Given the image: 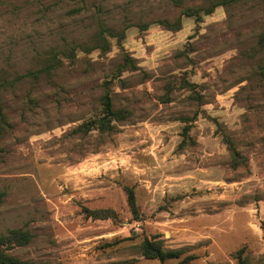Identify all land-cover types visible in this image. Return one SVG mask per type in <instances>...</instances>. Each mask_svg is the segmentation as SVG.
Instances as JSON below:
<instances>
[{"label": "rangeland", "instance_id": "374dc122", "mask_svg": "<svg viewBox=\"0 0 264 264\" xmlns=\"http://www.w3.org/2000/svg\"><path fill=\"white\" fill-rule=\"evenodd\" d=\"M178 18L177 30L155 21ZM263 31L264 0L220 2L199 20L174 0H0V234H30L5 253L177 264L142 255L157 236L186 264H238V251L264 264ZM105 91L126 118L75 130L103 114ZM100 210L112 216L88 214Z\"/></svg>", "mask_w": 264, "mask_h": 264}, {"label": "trees", "instance_id": "16d2710c", "mask_svg": "<svg viewBox=\"0 0 264 264\" xmlns=\"http://www.w3.org/2000/svg\"><path fill=\"white\" fill-rule=\"evenodd\" d=\"M234 0H221L222 3H229ZM236 1V0H235ZM175 4L178 5L181 9V15L186 16H194L197 20L201 19L202 15L210 14L216 5L220 4V2L210 3L208 5H192L185 4L183 0H174ZM155 21L164 24L169 29H179L180 28V18H178L175 22H169L166 19H156ZM148 27V23H144V29ZM102 34H100V38ZM259 45L264 47V31L260 35ZM44 71L48 70V67H44ZM259 72L261 76L264 78V63L259 66ZM3 84H0V87ZM102 115L89 119L80 123L75 130L83 133H88L93 129H98L99 131H111L114 128L113 122L116 120L125 119L127 116V111L124 109H114L111 97L108 91H105L102 98ZM9 126V123L6 121V117L3 114L1 104H0V135L2 134V130ZM186 130L184 131V136L187 137L186 140H191L189 136L186 135ZM185 141V139H184ZM224 142L227 145L229 150L231 165L236 167L239 164L240 157L239 151L236 149L234 142L228 136L224 137ZM183 143V142H182ZM4 192L0 191V203L3 200ZM127 202L130 208V211L134 217H138V207L136 204L135 193L132 188H127ZM88 214L90 216L96 218H104L111 217L112 213L110 211H89ZM262 229L264 231V221L262 222ZM30 234L28 232H24L22 230H9L8 234H0V264H34L30 261H22L19 260L4 251V247L8 243L17 242V243H25L29 241ZM142 255L147 259H157L160 262H164L165 260L177 259V264H186L191 259L192 256L186 255L181 257L183 252L180 249H166L164 246V239L157 238L154 236L152 238L145 237L141 244L139 245ZM240 251H238L237 261L238 264H249L247 259L240 255Z\"/></svg>", "mask_w": 264, "mask_h": 264}]
</instances>
